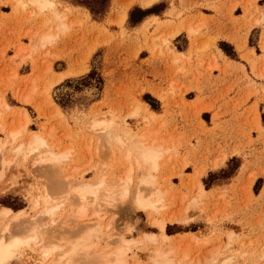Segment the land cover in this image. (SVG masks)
<instances>
[{
	"label": "rangeland",
	"instance_id": "1",
	"mask_svg": "<svg viewBox=\"0 0 264 264\" xmlns=\"http://www.w3.org/2000/svg\"><path fill=\"white\" fill-rule=\"evenodd\" d=\"M230 1L232 7L245 8L244 21L236 28L244 30L239 36L264 23V11L252 21L259 11L254 0H56L68 26L63 32L56 29L58 21L49 11H39L30 0H0V139H7L12 128H23L17 142L37 132L56 151L70 148L71 160L60 176L74 173L88 179L104 173L110 180L118 178L128 165L118 151L99 146L98 134L90 128L94 118L113 117L119 126L145 131V140L170 147L155 173L165 192L164 207L148 213L131 199L114 207L103 205L99 214L103 216H93L102 225L98 245L88 260L82 256L74 264H86L99 256L102 247H114L120 234L139 241L130 244L131 263L153 264L150 253L158 248L172 250L174 264L230 260L264 264V126L258 105L240 110L243 98L229 108L225 99L229 91L206 90L213 69L227 74L230 62L220 47L224 40L217 47L218 34H213L212 23L201 11L209 7L223 14L222 6ZM155 5L156 13L137 23L130 20L135 8ZM49 30L56 37L42 46L40 35ZM187 42L191 43L188 55L176 50ZM257 43L258 31L253 29L250 45ZM245 46L238 43L240 49ZM141 50L146 51L140 54ZM256 51L264 53V40ZM245 57L252 72L264 77V54L252 50ZM236 59L240 60L238 52ZM201 68L208 71L207 77ZM92 70L95 73L89 76ZM193 88L198 96L187 100L186 92ZM147 93L158 101V110L144 99ZM251 95L259 96V89L248 86L243 97ZM220 98L225 107H216ZM12 147L8 143L6 151ZM32 159L13 162L3 174L0 162V212L4 206L23 210L21 222H11L10 229L44 207L43 184L52 183L51 175L45 174L48 167ZM200 182L207 189L201 196ZM66 204L58 210L55 223L46 219V237L62 242L79 227L66 220ZM156 217L167 222L168 239L162 238ZM10 221L9 216L0 217V232ZM145 234L156 238L148 240ZM11 264L47 261L35 248H26Z\"/></svg>",
	"mask_w": 264,
	"mask_h": 264
},
{
	"label": "bare ground",
	"instance_id": "2",
	"mask_svg": "<svg viewBox=\"0 0 264 264\" xmlns=\"http://www.w3.org/2000/svg\"><path fill=\"white\" fill-rule=\"evenodd\" d=\"M30 3L39 11H49L51 19L56 18L58 21L54 24L57 30L64 32L68 28L63 15L57 11L56 0H30ZM55 37L56 35L49 30L40 35L39 42L44 46ZM2 128L7 127L3 124ZM90 128L98 134L100 147L106 146L111 148L112 152L118 151L121 155L120 160L128 164L122 176L111 180L105 173L94 179L78 178L74 173L60 176L63 167L71 160L70 148L56 151L50 147L46 138L37 132L32 133L27 141L17 142L23 128L8 129L7 139H0L2 174L13 162L28 160V157L32 156L34 163L45 165L46 169L48 167L45 174L52 177V183L43 184L44 207L29 220L19 223L18 228L10 229V223L21 222L23 210L15 211L6 206L2 208L0 217L9 216L11 221L2 227L0 232V264H11L26 248H35L40 258L47 261V264H74V260L82 256L86 261L92 255L93 246L98 245L97 240L102 233L101 221L93 219V216H103L99 215L103 205L114 207L118 201L123 203L131 199V204L148 213H157L164 207L165 192L159 186L155 173L170 147H165L156 140H145V131L137 132L132 128L119 126L113 117L94 118ZM8 143L13 147L7 152ZM206 191L200 182L199 196ZM196 198L194 197L193 202L197 201ZM37 202L38 200L34 203ZM65 204L69 208L66 220L79 223V227L75 231H69L67 240L61 242L56 238L46 237L48 229L46 219H50V224L55 223L58 210ZM183 213L187 217L188 210ZM154 223L159 228L162 238L168 239L170 236L165 232L167 222L156 217ZM111 224L112 221L108 223V227ZM119 236L114 247H102L98 251L99 256L95 259L92 256L94 260L86 264H148L140 261L131 263L128 258L130 244L139 241L128 239L125 234ZM155 236L145 234L148 240H155ZM172 254V250L156 248L151 250L150 258L153 264H174L171 262ZM222 264L235 262L230 260Z\"/></svg>",
	"mask_w": 264,
	"mask_h": 264
},
{
	"label": "crops",
	"instance_id": "3",
	"mask_svg": "<svg viewBox=\"0 0 264 264\" xmlns=\"http://www.w3.org/2000/svg\"><path fill=\"white\" fill-rule=\"evenodd\" d=\"M196 1L212 2L216 0H196ZM254 3L259 8V11L258 13L254 14V18H252V21L256 17H258L262 11H264V0H254L252 4ZM230 5H231V1L230 3L228 2L225 6L224 5L222 6L223 14L218 13L213 8H209V7H205L204 9L205 11H201L206 15L207 18L205 19H209V21L212 23L213 34L215 33L218 34V36L215 39L217 47H218V42L221 40L232 43L238 52V56L240 57V60H239V59L231 58L230 56L227 55L228 60L230 62L227 65V74H224L220 69H213L212 77L210 78L211 83L207 85L208 87L206 90L209 91L211 89L216 88L217 91L219 90H222L223 92L229 91L228 96L225 98L228 101L229 108H231V106L235 102L242 101L243 98H245V100H243V104L240 110L253 107L255 103L257 102L261 124L264 126L262 114H261V112H264V77L256 76L252 72L251 65L245 57V55L249 54L252 50H254L256 55L264 54L263 51L262 52L256 51L258 48L261 49V43L264 40V23L253 25L250 31L246 34V36H242V37L239 36V34L243 33L244 30L242 29L241 31L237 32L236 28L240 27L242 22L244 21V18L242 17L245 15V8L242 4H238L235 7H232ZM208 17H214V20ZM200 19H203V18H200ZM214 21H216V24L213 23ZM140 26L138 25L135 28L138 29L140 28ZM253 29L258 31V43L256 46L250 45V35ZM184 34L186 37H188L187 32H184ZM238 43L245 44L246 45L245 48L240 49L238 47ZM176 48L177 47H175V49ZM176 50H180L188 55L191 51V43L187 42L186 46L183 49L177 48ZM144 51L146 50H141L140 54L143 53ZM191 56L195 57V55H192V54ZM222 63L225 64L224 61H222ZM67 66L58 72L65 71L67 69ZM200 70L205 73L206 77L208 76L209 74L208 71H206L205 69L203 70L202 68ZM150 79L153 82H157V78L156 79L150 78ZM252 81L256 83V86H254V84L251 83ZM210 85H212V87ZM248 86L251 87L252 89L253 87L258 88L259 96L251 95L249 97H243V91H245V89L248 88ZM217 91L215 95H218ZM192 94H195L194 97H191V98L187 97L189 95L191 96ZM215 95H213V97H215ZM197 96H198V93L193 88L186 92L185 98L187 100L192 101ZM257 98L259 99L257 100ZM228 99H231V100H228ZM223 100H224L223 98H220L216 103V107H219L220 105H223L225 107ZM205 111L206 110H204L203 112ZM31 118H32V121H31L32 123L33 117L31 116ZM224 119L228 120L229 116H225ZM256 134L257 133L254 132L253 136H256Z\"/></svg>",
	"mask_w": 264,
	"mask_h": 264
},
{
	"label": "trees",
	"instance_id": "4",
	"mask_svg": "<svg viewBox=\"0 0 264 264\" xmlns=\"http://www.w3.org/2000/svg\"><path fill=\"white\" fill-rule=\"evenodd\" d=\"M156 6L157 5L152 6V7L148 8V9H146V10H142V9H139V8H135L130 13V20H132L134 23H137V22L141 21L144 16H146L148 14H151V13H156V11H155V7ZM91 10H92V13L94 15L97 13V11L95 9L92 8ZM101 12H103V10ZM136 14H140V15H137L136 16ZM220 47L231 58H234V59L237 58V52H236V50H235V48H234V46L232 44H230V43H228L226 41H221L220 42ZM94 73H95V71L92 70L89 73V76H92ZM144 99L151 105V107L154 110H158L159 109V103H158V101L152 95H150V94L147 93V94H145ZM259 180H261V179H259Z\"/></svg>",
	"mask_w": 264,
	"mask_h": 264
}]
</instances>
